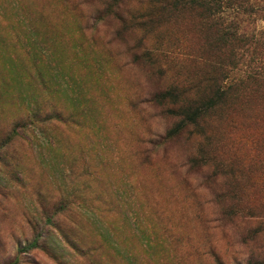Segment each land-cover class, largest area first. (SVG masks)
Here are the masks:
<instances>
[{
    "label": "rangeland",
    "instance_id": "374dc122",
    "mask_svg": "<svg viewBox=\"0 0 264 264\" xmlns=\"http://www.w3.org/2000/svg\"><path fill=\"white\" fill-rule=\"evenodd\" d=\"M237 2L230 43L156 0H0V264L264 262V78L171 138L153 100L201 94L218 51L264 70V0Z\"/></svg>",
    "mask_w": 264,
    "mask_h": 264
},
{
    "label": "trees",
    "instance_id": "16d2710c",
    "mask_svg": "<svg viewBox=\"0 0 264 264\" xmlns=\"http://www.w3.org/2000/svg\"><path fill=\"white\" fill-rule=\"evenodd\" d=\"M110 2L117 5L121 0H109ZM161 3L163 10L168 7L173 9V11L181 10L185 7H190L197 10L202 14L203 18L208 19L210 24L208 26L216 28L218 32L219 40L222 42H241L245 41V33L239 32L238 23L239 15L244 14V12H252L254 5H252V10L244 8L241 2L238 0H156ZM256 9L264 10V4H258ZM229 15H233L230 23L226 24L222 29L224 21ZM119 15V19L121 18ZM238 20V21H237ZM123 21L126 19L123 17ZM241 22V20H240ZM264 32V31H263ZM255 50L252 51L254 53ZM218 55V57L216 56ZM214 56L217 57L218 61L215 66V70L210 77L207 79V83L204 85L201 94H193L192 87H185L177 82L169 84L163 90L157 92L153 96V100L159 103L162 100H169L173 107H175V114L180 117L179 122H177L170 130L167 131L166 137L171 138L177 136L185 130V128L199 125L200 121L205 118L207 114L216 110L219 105L225 102L228 95H230L235 87L242 85L247 80H257L264 78V70L262 67H257L258 69L254 71L249 70L248 74L243 77H238L234 80L233 72L228 70L226 67L228 64L225 63L224 59L234 60L238 58L235 50L231 49L227 52L221 53L220 51L215 52ZM243 54L240 55L242 57ZM226 64V65H224ZM39 111L34 110L35 115L38 117ZM55 113L56 118H60L57 112ZM62 209L65 208V204H61ZM39 246V236L35 238L26 246V249H32ZM264 264V262L262 263Z\"/></svg>",
    "mask_w": 264,
    "mask_h": 264
}]
</instances>
